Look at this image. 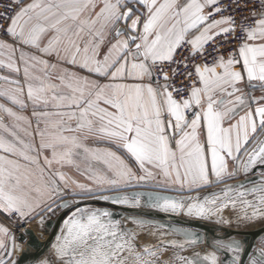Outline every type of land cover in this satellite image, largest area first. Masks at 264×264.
I'll list each match as a JSON object with an SVG mask.
<instances>
[{
    "label": "snow or ice",
    "instance_id": "snow-or-ice-1",
    "mask_svg": "<svg viewBox=\"0 0 264 264\" xmlns=\"http://www.w3.org/2000/svg\"><path fill=\"white\" fill-rule=\"evenodd\" d=\"M227 11L222 0H12L5 6L0 67L18 78L0 76L9 85L0 97L19 111L0 103V212L24 222L41 216L43 223L41 213L70 208L50 255L37 264H169L161 259L166 247L138 248L136 233L111 212L64 200L67 191L92 196L158 176L193 190L264 169V0L240 23ZM220 37L239 43L211 65L194 64L196 79L185 96L172 83L181 74L177 50L187 45L195 59ZM171 64L177 67L170 74L164 68ZM29 107L31 116L24 114ZM229 160L236 163L232 170ZM258 179L247 188L225 185L202 202L189 197L187 205L152 192L134 193L131 201L125 194L98 199L139 206L147 196L150 207L186 208L189 216L221 223H231L223 209L239 204L237 220L252 222L264 219V171ZM222 247L242 251L235 240ZM17 249L14 234L0 224V264H17ZM257 251L249 264H264V247ZM177 259L203 264L199 253ZM203 260L217 264L218 257L210 252Z\"/></svg>",
    "mask_w": 264,
    "mask_h": 264
},
{
    "label": "water",
    "instance_id": "water-1",
    "mask_svg": "<svg viewBox=\"0 0 264 264\" xmlns=\"http://www.w3.org/2000/svg\"><path fill=\"white\" fill-rule=\"evenodd\" d=\"M264 139V138H263ZM264 169L257 168L255 172L244 174L242 178H236L223 184V186L207 191L200 194L201 202L203 198L210 197L213 193H219L220 189L225 185H239L243 184L244 187H250L251 184L259 183V173ZM149 183H156L150 181ZM139 192H152L159 194L160 196L173 197L177 199H186V196H180L172 191L161 190L149 187H137L126 190L115 191L109 194H102L107 196H116L120 194L128 195L133 199L134 193ZM88 199H80L85 201L89 206L102 210H108L113 214L114 220H119L121 227L126 230H131L136 233L137 247L141 246L142 240L139 238V232H146L150 234L154 226L165 229V235H170L166 241L175 240L178 243L176 245L166 244L165 246L175 247L178 252L183 253V257L191 259L194 254L199 253L200 259L203 264H211L210 261H204L203 257L210 253L216 252L218 257L217 264H249L250 257L254 254L258 255L259 240L264 236V224L257 228H239L237 227L239 222H231L229 224L218 222L215 217L210 219H203L197 217H191L177 212H165L160 208L149 206V197L141 196L139 206H133V204H116L111 200L105 201L98 199L99 196ZM250 198V197H249ZM68 201H75V199H67ZM232 208L231 206L225 208ZM236 208L241 210V206L237 204ZM70 208H63L58 214L50 218H43L36 222L41 223L42 230L46 233L47 237L42 239L37 232L28 227L22 232L20 241L25 244V248L21 252L15 254L12 259H15L17 264H37V262L51 253V243L55 242V236L60 234V230L63 226V220L69 214ZM142 220L147 221L142 227L135 221ZM255 221H264V219H257ZM152 227V228H151ZM186 233L192 234L187 236ZM196 238L195 244H184V247H179L180 243L185 240ZM171 239V240H170ZM238 241L241 244L242 251L239 253H233L222 245H227L231 241ZM165 241V242H166ZM239 256V261L235 260V256ZM183 264V262H181Z\"/></svg>",
    "mask_w": 264,
    "mask_h": 264
},
{
    "label": "built area",
    "instance_id": "built-area-1",
    "mask_svg": "<svg viewBox=\"0 0 264 264\" xmlns=\"http://www.w3.org/2000/svg\"><path fill=\"white\" fill-rule=\"evenodd\" d=\"M11 3H12V0H0V13H3L5 10V6ZM222 3L228 6V11L223 13V15H231L236 18L237 23H240L244 17H247L249 15L250 11H252L254 8L259 7L260 0H239V4H240L239 7L236 6L237 0H222ZM9 11H11V9H9ZM216 18H219V17H216ZM0 23H2V21H0ZM237 35H239V33H237ZM0 36L3 37L2 32H0ZM238 43H239V40L237 39H230L229 41L225 42L224 38L220 37L217 40L216 45L209 43L207 45V52H205L203 55H198L195 59L191 58V52H190L189 46L185 45L184 47L179 48L177 50L175 59L178 62H182L179 68V71L181 74L176 76L175 79L172 81V83L177 88L181 89L182 93L186 96L187 95L186 90L191 87L192 79H196V73H195V69L193 65L198 64V63H207L211 65L213 63L214 58L217 55L227 56L230 52L234 51L235 46ZM215 47H219L220 51L219 52L214 51ZM183 63H187L188 65L187 68L183 67ZM176 67H177L176 64H171V65L166 66L164 68V71H167L171 74L172 69ZM187 72L193 73V76L191 79L188 78L186 75H184V73H187ZM161 82H163L162 77H161ZM68 193H69L68 195H70V191ZM1 218L10 228L11 232L14 234L16 244L18 245L19 243H21L19 235L22 232H24L27 227H29L32 221L27 220V222H24L15 215L1 216Z\"/></svg>",
    "mask_w": 264,
    "mask_h": 264
},
{
    "label": "crops",
    "instance_id": "crops-1",
    "mask_svg": "<svg viewBox=\"0 0 264 264\" xmlns=\"http://www.w3.org/2000/svg\"><path fill=\"white\" fill-rule=\"evenodd\" d=\"M25 2H28V0H25ZM0 38H4L2 36H0ZM27 50V49H26ZM45 58H48V59H52V58H49V57H45ZM0 76H11L12 78H18L15 76V74H12L10 73V71L6 68H3V67H0ZM155 86V85H154ZM4 87H9V85H7L4 81L0 80V88H4ZM257 95H259V93H257ZM0 103H3V104H6L8 107H12L14 108V110H17L19 111V109L11 104L9 101H7L6 99H4L3 97H0ZM31 112H32V109L31 107H29L26 111H25V115H28V116H31ZM5 122H9V118L5 116ZM264 133H259L260 137L263 135ZM90 146L92 147H95V148H99V149H108V150H111V151H114V152H117L118 155H121V156H124L125 154L119 150L116 146L112 145V144H109V143H102V142H92L90 141ZM47 154V153H46ZM126 158V157H125ZM242 159L244 158L243 156L241 157ZM127 159V158H126ZM129 163L131 164V166L133 167V170L137 172L138 175H142L143 173L139 172V170L137 169L136 165L133 164L131 161H129ZM236 166V163L234 161H231L229 160V169L232 170L234 167ZM66 171H68L71 175H73L75 178H77L81 183H90L87 178L84 176V175H81L79 174L75 169H66ZM244 177V174L243 173H240L238 175H236L234 178H230L228 179L227 181H231V180H234L236 178H242ZM153 182H158L159 184H156V183H139L137 184L135 181L133 182V185L135 186H131V187H118V188H113L109 191H104V192H101V191H95V194H100V193H106V192H115V191H120V190H126L127 188H137V187H148L151 188L150 186H153L154 188H157V189H162V190H167V191H188V188L185 187L184 189H181L178 185H175V184H169V183H165L163 182L162 180V177H157V180L156 181H153ZM213 185V184H212ZM210 185V186H212ZM210 186H203V187H199V188H194L193 190H200V189H203V188H208ZM95 188V186H93ZM192 190V191H193ZM77 191H79V189H77ZM191 191V190H189ZM69 191L66 192V194L64 195L63 199L64 200H67V199H70V198H89L90 196H68V193ZM73 195V194H72ZM94 196V195H93ZM59 203V201H58ZM63 208H57L54 212L52 213H41V215L43 216V218H50V217H53L55 216L56 214H58ZM242 214V211H240L239 208H228L226 211L222 212L221 215L222 217L225 219V220H232L233 219V222H236L237 220V216L238 215H241ZM1 216H7L5 215L3 212H0V224H3L4 226L8 227L7 224L3 221V219L1 218ZM41 219V216H35L34 218H30L28 220H31L32 222L34 221H37ZM239 222L238 226L239 228H255L259 225L262 224V222L260 221H252V222H249V221H243V220H237V223ZM228 224V223H226ZM40 225L38 226H34L32 228L36 229L38 228ZM9 228V227H8ZM10 229V228H9ZM182 261H179L178 259H174V261L171 263V264H181Z\"/></svg>",
    "mask_w": 264,
    "mask_h": 264
},
{
    "label": "rangeland",
    "instance_id": "rangeland-1",
    "mask_svg": "<svg viewBox=\"0 0 264 264\" xmlns=\"http://www.w3.org/2000/svg\"><path fill=\"white\" fill-rule=\"evenodd\" d=\"M228 179H225L223 181V183H220V184H213L212 186L208 187V188H203V189H200V190H191V191H172V192H175L176 194L180 195V196H186V199H181L183 200V202L187 205L188 203H191L192 201H190L188 198L189 197H197L199 196L200 194H202L203 192L207 191L208 189H213V188H218V187H221L223 186V184H226ZM149 187V186H148ZM151 188H154L153 186H150ZM129 189V188H127ZM157 189V188H156ZM160 189V188H159ZM124 190V189H123ZM162 190V189H161ZM109 193H112V192H106V193H100L99 195H102V194H109ZM70 197L74 196L72 195L71 191H70V195H68ZM95 196H98V194H94V196H90L89 198H93ZM211 197V196H210ZM209 197V198H210ZM75 200H80L81 198H73ZM83 199H88L87 198H83ZM130 201L133 200L129 197ZM133 204V203H131ZM226 210L223 209L222 212H224ZM179 214H183V215H187V211H186V208L180 212H177ZM191 217H196V216H191ZM199 218V217H197ZM216 218V217H215ZM204 219V218H203ZM231 222H233V219L230 220ZM226 224V223H225ZM229 224V223H228ZM39 224L37 223H32L31 226L34 227V226H38ZM152 228V227H151ZM153 231L150 233V234H147L146 232H139V238L142 240V243H141V246L138 247V248H142L146 245H155L157 247H166V251L163 253L161 259H163L164 261L166 262H169V264H171L174 259H177L178 257L182 256L183 253H180L177 251V249H175V247H171V246H165V241L169 238H172V237H169L170 235H165V229L164 228H159V227H156L154 226V228H152ZM171 240V239H170ZM167 242V241H166ZM18 249H17V252H21L20 249L23 248L24 246V243L21 242L19 243L18 245ZM17 254V253H16Z\"/></svg>",
    "mask_w": 264,
    "mask_h": 264
},
{
    "label": "bare ground",
    "instance_id": "bare-ground-1",
    "mask_svg": "<svg viewBox=\"0 0 264 264\" xmlns=\"http://www.w3.org/2000/svg\"><path fill=\"white\" fill-rule=\"evenodd\" d=\"M32 223H37V224H39L40 226L38 227V228H36V229H34L36 232H37V234L42 238V239H44V238H46L47 237V235H46V233L42 230V225H41V223H39V222H36V221H34V222H32ZM31 223V224H32ZM31 224L29 225V227H32L31 226ZM262 225V224H261ZM260 226V225H259ZM258 227V226H257ZM257 227H255V228H257ZM28 228V227H27ZM252 229V228H251ZM25 248V244H24V246H23V248L22 249H24ZM22 251V250H21Z\"/></svg>",
    "mask_w": 264,
    "mask_h": 264
},
{
    "label": "flooded vegetation",
    "instance_id": "flooded-vegetation-1",
    "mask_svg": "<svg viewBox=\"0 0 264 264\" xmlns=\"http://www.w3.org/2000/svg\"><path fill=\"white\" fill-rule=\"evenodd\" d=\"M260 138H264V134L260 137ZM262 222V224H264V221H260ZM259 247H264V236L259 240Z\"/></svg>",
    "mask_w": 264,
    "mask_h": 264
}]
</instances>
